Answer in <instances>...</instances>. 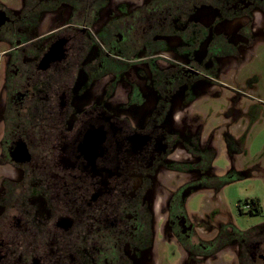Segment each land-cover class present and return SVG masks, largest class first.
I'll return each instance as SVG.
<instances>
[{
    "label": "flooded vegetation",
    "instance_id": "af4514ba",
    "mask_svg": "<svg viewBox=\"0 0 264 264\" xmlns=\"http://www.w3.org/2000/svg\"><path fill=\"white\" fill-rule=\"evenodd\" d=\"M255 13L264 0L0 2V264H161L152 253L164 233L180 264L222 260L229 247L236 264H264V223L204 237L186 218L210 149L199 128L171 121L264 40ZM244 18L232 37L223 30ZM134 66L125 102L111 106ZM168 173L192 177L164 188Z\"/></svg>",
    "mask_w": 264,
    "mask_h": 264
},
{
    "label": "rangeland",
    "instance_id": "374dc122",
    "mask_svg": "<svg viewBox=\"0 0 264 264\" xmlns=\"http://www.w3.org/2000/svg\"><path fill=\"white\" fill-rule=\"evenodd\" d=\"M0 2L9 8L17 4V0ZM203 13L197 18L208 24L209 12ZM252 19V34L257 35L264 27V17L255 13ZM247 23L244 18L228 24L223 30L230 36L237 27ZM221 30L216 29L217 32ZM5 57L0 54V99ZM241 57L223 63L215 80L187 106L185 120L180 116L171 119L175 129H180L182 125L189 126L192 131L199 128L203 147L210 149L207 160L209 179L204 180L202 188H195L187 194L183 203L186 218L194 228L204 231V237L220 229L227 233L244 232L264 223V40H255ZM138 73L134 66L124 75L122 82L116 83V90L110 99L111 106L125 102L130 91L129 83L137 81ZM107 81H100L97 87L99 93ZM177 150L174 157L177 155L181 161H191L182 149ZM186 156L187 159L182 160ZM168 175L160 177L164 188L185 184L192 177L181 178L180 173L174 178L171 173ZM159 190L163 189L160 187ZM158 194L162 199L166 196L165 191ZM251 199L258 201L259 213L250 215L246 209V206L250 207ZM167 234L157 240L159 246L157 249L154 246L152 257L161 264H180L182 251L173 244V239H166L169 237ZM234 249L229 247L228 252L225 250L222 260L218 256L198 264H236Z\"/></svg>",
    "mask_w": 264,
    "mask_h": 264
},
{
    "label": "trees",
    "instance_id": "16d2710c",
    "mask_svg": "<svg viewBox=\"0 0 264 264\" xmlns=\"http://www.w3.org/2000/svg\"><path fill=\"white\" fill-rule=\"evenodd\" d=\"M246 203L248 204V202L246 201ZM250 207H252V209L257 210V207H259L258 201H256L255 199H251L249 201ZM257 213V211L255 212V214ZM250 215H253V213H251V210L249 211Z\"/></svg>",
    "mask_w": 264,
    "mask_h": 264
},
{
    "label": "crops",
    "instance_id": "0c3cea01",
    "mask_svg": "<svg viewBox=\"0 0 264 264\" xmlns=\"http://www.w3.org/2000/svg\"><path fill=\"white\" fill-rule=\"evenodd\" d=\"M229 250H230V249H229ZM229 250H228V248L226 249L227 252H228ZM218 263H219V262H218ZM219 264H221V263H219ZM222 264H224V263L222 262Z\"/></svg>",
    "mask_w": 264,
    "mask_h": 264
}]
</instances>
